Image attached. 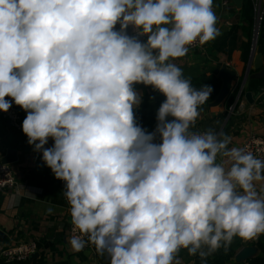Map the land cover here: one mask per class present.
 Here are the masks:
<instances>
[{
    "label": "clouds",
    "instance_id": "1",
    "mask_svg": "<svg viewBox=\"0 0 264 264\" xmlns=\"http://www.w3.org/2000/svg\"><path fill=\"white\" fill-rule=\"evenodd\" d=\"M213 2L0 0V111L14 101L27 113L28 144L65 182L71 251L182 264L187 249L207 264L234 237L264 234V159L190 131L213 88L175 63L219 34ZM136 85L166 98L152 132L136 121Z\"/></svg>",
    "mask_w": 264,
    "mask_h": 264
},
{
    "label": "crops",
    "instance_id": "2",
    "mask_svg": "<svg viewBox=\"0 0 264 264\" xmlns=\"http://www.w3.org/2000/svg\"><path fill=\"white\" fill-rule=\"evenodd\" d=\"M240 9L233 0L224 7H221V0H214L213 10L217 17L216 27L219 34L202 49L188 51L184 57L175 61L185 78L216 76L220 81L219 90L221 79L216 68L225 66L234 71L235 77L231 81L228 95L217 106H211L210 103L200 106V115L190 129H202L203 122H207L208 127L213 126L211 130L231 137L229 147L238 148L242 147L250 135L264 137V77L260 75L262 70L251 68L242 89L251 53L250 38L253 27L242 19ZM119 27L117 24L116 30ZM127 32L129 35L135 34L131 26ZM140 39L146 41L147 37ZM257 45L264 47V38H260ZM137 91L143 94L142 102L152 104L166 99L151 87H143ZM244 92H251L255 97L253 104L247 103ZM6 99L11 100L10 97ZM140 105L135 109L140 108ZM19 113L23 122L27 113L21 107ZM219 115L222 116V126L216 128L214 125L219 123ZM27 141L22 129H15L0 116V162L9 150L15 151L17 156L14 162L7 164L16 179V187L0 191V251L21 242L32 241L36 243L39 253L33 259H40L42 264H104L101 261L104 256L99 255L92 246L80 252L70 250L67 240L71 217L64 195L65 182H59L55 178L51 169L44 164L42 152L34 151V145L29 151L25 150ZM53 144L54 141L50 138L45 147H52ZM222 159L226 158L218 157L217 161ZM256 187L259 194L264 196V181L257 182ZM49 207L52 208L51 214L47 212ZM257 238L246 240L234 237L227 250H233L236 254L243 247L252 246L251 243L256 242ZM221 250L226 251L221 247L216 252ZM198 257L189 255L187 249L179 253L182 264H195ZM0 260L4 261L2 258ZM232 260L234 261V257Z\"/></svg>",
    "mask_w": 264,
    "mask_h": 264
},
{
    "label": "built area",
    "instance_id": "3",
    "mask_svg": "<svg viewBox=\"0 0 264 264\" xmlns=\"http://www.w3.org/2000/svg\"><path fill=\"white\" fill-rule=\"evenodd\" d=\"M231 0H221V7H224L230 3ZM253 30L251 36V48L254 45L257 46L258 40L261 34L264 32V0H253ZM228 25H231L227 22ZM206 45L199 44L198 42L189 47V51H197L202 49ZM0 116L5 119L12 127L17 130L22 129V121L20 117L19 110L13 105L8 110V112L0 111ZM192 132H203L200 129H190ZM247 151H251L258 158L264 159V137L259 135H250L242 144V147ZM16 179L13 175V172L9 165L0 162V191L11 190L16 187ZM73 225L70 223L68 230V238L73 235L72 232ZM78 234V233H77ZM87 239V237H84ZM91 244L86 245V248H89ZM185 249H182L183 251ZM37 252L36 243L30 242H21L12 246H9L2 251H0V258L6 262L13 261H24L28 259L33 253Z\"/></svg>",
    "mask_w": 264,
    "mask_h": 264
},
{
    "label": "trees",
    "instance_id": "4",
    "mask_svg": "<svg viewBox=\"0 0 264 264\" xmlns=\"http://www.w3.org/2000/svg\"><path fill=\"white\" fill-rule=\"evenodd\" d=\"M241 17L246 20V22L251 23V27H253V0H244L241 6ZM251 40V38H250ZM248 52L246 51V58ZM247 60V59H246ZM191 83L193 87L200 88L202 85H210L213 88V92L211 93L210 99L206 102L209 104L214 101L216 96L218 95V90L220 86V81L216 76H200L198 78H191ZM145 86L136 85V90H139ZM162 102L158 101L155 103H148L143 101L140 105V108L134 109V114L136 117V121L139 126H141L147 132H152L155 130L157 120L156 114L159 106ZM171 119V117H169ZM59 182H63L59 180ZM252 246H256L259 250L257 256L247 260L246 262H235L232 258L235 255L233 250L219 251L214 252L211 256L207 258V264H264V234L259 235L256 242L251 243ZM101 261L104 264H108V257L104 256L101 258ZM0 264H42L40 259L29 260L26 259L24 261H13V262H4L0 260ZM195 264H201V259L198 257L196 259Z\"/></svg>",
    "mask_w": 264,
    "mask_h": 264
},
{
    "label": "water",
    "instance_id": "5",
    "mask_svg": "<svg viewBox=\"0 0 264 264\" xmlns=\"http://www.w3.org/2000/svg\"><path fill=\"white\" fill-rule=\"evenodd\" d=\"M242 1L243 0H233V3L239 8L242 5ZM261 38H264V33L261 34ZM251 64H253V67H251ZM263 66H264V47L261 45H257L255 47L253 45L251 53H250L249 62H248L247 73L243 79L244 81L242 83V89L244 86V82L247 78L248 72L250 71L251 68L253 70H262L260 72V75L264 77ZM216 72L218 73V77L221 79V87H220L219 93L216 96V98L214 99V101L210 103L211 106H217L228 95V93L230 92V88H231V81L235 77L234 71L227 69L225 66L217 67ZM242 89H241V91H242ZM244 98L246 99L247 103H249V104L254 103L255 97L251 94V92H244ZM12 104L15 108H17L19 110L20 107L18 105H16L14 103V101ZM221 118H222V116L219 115L218 119L220 121H219V123H216L214 125L216 128H220L222 126ZM207 124H208L207 122H203V124H202V130L203 131L207 130V129H211L213 127V126L208 127ZM31 148H33V145H29L27 142V146H26L25 150L29 151ZM16 159H17L16 152L13 150H9V151H7V155L2 159L1 162L4 164H9V163L14 162ZM91 246H92L93 250H95L94 246L93 245H91ZM258 253H259V250L256 246H245L234 255V261L237 263L246 262L247 260L257 256ZM38 256H39V253L35 252L29 257V259H33V258L38 257Z\"/></svg>",
    "mask_w": 264,
    "mask_h": 264
},
{
    "label": "rangeland",
    "instance_id": "6",
    "mask_svg": "<svg viewBox=\"0 0 264 264\" xmlns=\"http://www.w3.org/2000/svg\"><path fill=\"white\" fill-rule=\"evenodd\" d=\"M263 33H264V32H263ZM260 38H261V36H260ZM260 38H259V39H260Z\"/></svg>",
    "mask_w": 264,
    "mask_h": 264
}]
</instances>
